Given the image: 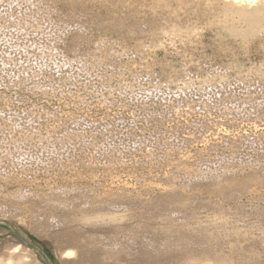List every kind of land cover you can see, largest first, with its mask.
<instances>
[{
    "label": "rangeland",
    "instance_id": "obj_1",
    "mask_svg": "<svg viewBox=\"0 0 264 264\" xmlns=\"http://www.w3.org/2000/svg\"><path fill=\"white\" fill-rule=\"evenodd\" d=\"M263 6L0 0V217L52 264H188L200 221L264 264ZM22 249L0 222V264H47Z\"/></svg>",
    "mask_w": 264,
    "mask_h": 264
},
{
    "label": "bare ground",
    "instance_id": "obj_2",
    "mask_svg": "<svg viewBox=\"0 0 264 264\" xmlns=\"http://www.w3.org/2000/svg\"><path fill=\"white\" fill-rule=\"evenodd\" d=\"M229 2H230V4L232 5V6H236V7H240V8H245L244 6H245V4L247 5H249V4H252L253 2L255 3L256 2V4H257V2L260 4V5H264V0H228ZM264 7V6H263ZM258 11V10H257ZM258 13V12H257ZM13 18V17H12ZM11 18V19H12ZM16 19V18H15ZM14 20V19H13ZM14 21H16L17 22V20H14ZM25 23H23V25H24ZM22 25V27H20V26H18V28H17V30H16V34L17 35H21V34H23V29H21V28H24V27H26L25 25L23 26ZM36 30H38V29H36ZM7 30L6 29H4V30H2V34H4V35H9V34H11V32H6ZM36 32H38V31H36ZM39 33V32H38ZM38 33H36V34H38ZM79 138V141L80 142H85V141H87L86 140V138H83V136H81L80 135V137H78ZM53 155H55V154H53ZM186 176H187V178L188 179H190V178H193V177H198V175H193V174H185ZM218 182H220V181H218ZM61 190H63V188H60ZM170 189V188H169ZM168 189V187H166V190H169ZM171 190V189H170ZM215 191V190H214ZM102 193V194H105V195H108L109 197H110V199L109 200H107L105 203H107L108 205H110V206H112V207H116V205H118V203H117V201H115V199H116V197H123L122 195V193H112V192H110V191H105V190H98V193ZM216 193H218L217 191H215ZM97 194V193H96ZM177 196V198L179 199V201H182V197H184L183 195H176ZM195 198V197H194ZM185 199V198H184ZM175 200V199H174ZM179 201H177V202H179ZM104 205H106V204H104ZM104 210V209H103ZM117 212V211H116ZM115 212V213H116ZM119 214V213H118ZM119 215H121V216H114V215H112V212H111V210L110 209H108V211L107 212H104V214H102L101 216H99V218H101V219H99V218H97V217H91V216H87V219H86V221L88 220V221H90L91 223H100V221H102V219L103 220H106V221H111V222H114V221H116V220H118V218L120 219L121 217L123 218L124 216L126 217L127 216V214H125L124 212H122L121 211V213L119 214ZM104 216V217H103ZM84 219V218H83ZM0 220H6V221H9L10 223H12L13 225L15 224V223H13L12 222V220L10 219V218H7V217H0ZM219 221H222V220H219ZM228 221V220H227ZM197 222V221H196ZM217 222V221H216ZM200 223V224H199ZM198 224H199V226L197 225V228H200L199 229V235H198V237H200L199 239H197V241H198V243L201 245V246H205V248H204V250H205V255H201L200 257H191L190 259H188V261H189V263L188 264H228L229 263V260H227V262L226 261H224V260H222V261H220L215 255H214V253L213 252H215V248H214V243L216 242V240L219 238V233H221L220 231V226H222L223 224L225 225H223L224 227H222V228H226V229H231L230 228V226H231V224L230 223H228V222H225V223H215L214 225H211L212 227H207L206 226V224L205 225H203L202 223H201V221L199 222ZM93 225V224H92ZM20 228V227H19ZM21 231V230H20ZM225 231V230H224ZM228 231V230H227ZM223 233V232H222ZM226 233L224 232V235H225ZM24 235V234H23ZM228 235V234H227ZM226 235V236H227ZM233 235V234H232ZM25 236V235H24ZM25 238H27L26 236H25ZM27 240H28V238H27ZM31 241V240H30ZM232 241V240H231ZM32 242V241H31ZM230 242V241H229ZM34 244V243H33ZM35 245V244H34ZM172 245V244H171ZM170 245V246H171ZM27 246V245H26ZM36 246V245H35ZM218 246V245H217ZM17 247V248H16ZM15 248H14V252H16V251H19V250H21V247H22V245L20 244V245H18V246H16ZM37 247V246H36ZM178 247H179V245H178ZM178 247H177V244L175 245V248L176 249H178ZM38 248V247H37ZM39 249V248H38ZM23 251H24V255H25V257H23V259L25 258H27L28 259V257L30 256H32V257H36V256H38V255H36L37 253L35 252V251H33L30 247H28L27 246V249H22ZM40 250V249H39ZM217 251V250H216ZM13 252V253H14ZM71 252H68V254H70ZM45 254V253H44ZM46 255V254H45ZM20 256V255H19ZM48 256V255H47ZM16 259H17V261H19L20 262V259H19V257H18V255H15L14 256ZM220 262H219V261ZM27 264V263H26Z\"/></svg>",
    "mask_w": 264,
    "mask_h": 264
},
{
    "label": "water",
    "instance_id": "obj_3",
    "mask_svg": "<svg viewBox=\"0 0 264 264\" xmlns=\"http://www.w3.org/2000/svg\"><path fill=\"white\" fill-rule=\"evenodd\" d=\"M0 222H4L8 226L12 227V229L17 233L20 239L23 240V242L28 247H30L33 251H35L37 255H39L47 264H52L47 255H45L41 250H39L30 240H27V238H25V236L23 235L22 231H20L18 226H16L15 224L13 225L12 223L6 220H0Z\"/></svg>",
    "mask_w": 264,
    "mask_h": 264
}]
</instances>
